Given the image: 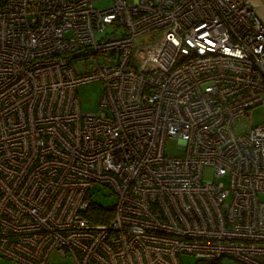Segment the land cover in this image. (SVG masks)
Here are the masks:
<instances>
[{
  "label": "built area",
  "instance_id": "built-area-1",
  "mask_svg": "<svg viewBox=\"0 0 264 264\" xmlns=\"http://www.w3.org/2000/svg\"><path fill=\"white\" fill-rule=\"evenodd\" d=\"M96 1L0 5V263L264 264V24L247 0Z\"/></svg>",
  "mask_w": 264,
  "mask_h": 264
},
{
  "label": "rangeland",
  "instance_id": "rangeland-1",
  "mask_svg": "<svg viewBox=\"0 0 264 264\" xmlns=\"http://www.w3.org/2000/svg\"><path fill=\"white\" fill-rule=\"evenodd\" d=\"M111 4V0H99L95 2L96 8H102ZM107 31H110V28H107ZM151 36H144L138 40L140 44L147 43L152 41ZM104 85L102 82H91L87 84H82L77 87V96L80 100L81 109L84 112L95 113L98 111L100 100L103 94ZM252 124H259L264 122V109L258 107L251 111ZM165 153L169 156H175L178 154L176 151V141L167 140L165 144ZM203 178L205 182L211 181L212 177V168L206 166L204 168ZM90 198L94 204L98 206H103L105 208H112L116 202V198L111 195L110 191L107 188L102 187L98 183H94L90 190ZM261 199H264V195H260ZM50 260L53 264L60 263V259L53 254L50 257ZM181 264H237L235 261L229 258H222L217 262H201L199 258L189 255V254H180ZM0 264H11L6 261H1Z\"/></svg>",
  "mask_w": 264,
  "mask_h": 264
},
{
  "label": "trees",
  "instance_id": "trees-1",
  "mask_svg": "<svg viewBox=\"0 0 264 264\" xmlns=\"http://www.w3.org/2000/svg\"><path fill=\"white\" fill-rule=\"evenodd\" d=\"M4 2L5 0H0V5ZM111 211L112 208H103L93 203L86 211V216H88L93 223L99 224L111 217Z\"/></svg>",
  "mask_w": 264,
  "mask_h": 264
},
{
  "label": "water",
  "instance_id": "water-1",
  "mask_svg": "<svg viewBox=\"0 0 264 264\" xmlns=\"http://www.w3.org/2000/svg\"><path fill=\"white\" fill-rule=\"evenodd\" d=\"M248 7L253 10L264 24V0H247Z\"/></svg>",
  "mask_w": 264,
  "mask_h": 264
}]
</instances>
